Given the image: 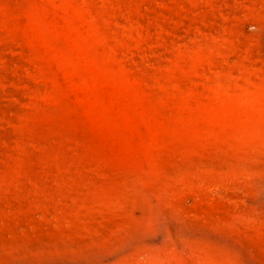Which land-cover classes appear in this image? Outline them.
<instances>
[{"label":"rangeland","instance_id":"obj_1","mask_svg":"<svg viewBox=\"0 0 264 264\" xmlns=\"http://www.w3.org/2000/svg\"><path fill=\"white\" fill-rule=\"evenodd\" d=\"M0 264H264V0H0Z\"/></svg>","mask_w":264,"mask_h":264}]
</instances>
